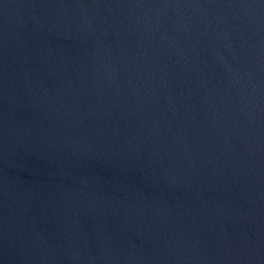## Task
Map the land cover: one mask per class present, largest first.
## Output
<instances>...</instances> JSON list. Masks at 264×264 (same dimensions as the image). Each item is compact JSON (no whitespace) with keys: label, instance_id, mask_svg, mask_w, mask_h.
<instances>
[{"label":"water","instance_id":"water-1","mask_svg":"<svg viewBox=\"0 0 264 264\" xmlns=\"http://www.w3.org/2000/svg\"><path fill=\"white\" fill-rule=\"evenodd\" d=\"M0 264H264V0H0Z\"/></svg>","mask_w":264,"mask_h":264}]
</instances>
